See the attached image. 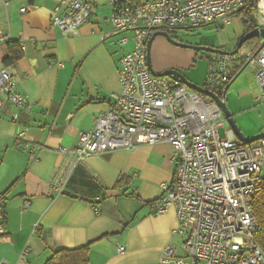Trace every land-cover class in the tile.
I'll use <instances>...</instances> for the list:
<instances>
[{
    "label": "crops",
    "instance_id": "0c3cea01",
    "mask_svg": "<svg viewBox=\"0 0 264 264\" xmlns=\"http://www.w3.org/2000/svg\"><path fill=\"white\" fill-rule=\"evenodd\" d=\"M62 1L69 0H0V67L10 73L16 83L14 91L26 100L23 107L14 109L0 94L4 227L0 262L44 264L57 248L88 244L89 264H160L167 246L175 247V257L183 256L181 237L173 234L178 225L176 209L154 213L161 185L173 183L175 164L169 144L91 156L58 182L53 179L63 174L67 163L59 149L75 148L80 133L91 130L95 119L107 111L111 94L120 90L119 60L133 49L131 32L109 35L110 0H80L94 5L93 15L76 35L64 36L50 25ZM125 1L134 7L153 0ZM242 29L234 42L243 36ZM120 39H126L123 46ZM8 43H17L22 57L4 66ZM167 44L156 37L150 46L153 70H175L201 85L207 72L204 59L186 51L163 63L159 46ZM242 67L241 62H232L227 68L230 81L225 104L237 128L250 138L264 132V104L259 101L253 69ZM250 110L259 111L262 122L253 124L242 116ZM22 128L37 148L36 161H30L16 143ZM54 180L59 186L65 182L61 194L51 189ZM117 246L123 250L117 252ZM24 249L27 253L21 260L18 257Z\"/></svg>",
    "mask_w": 264,
    "mask_h": 264
},
{
    "label": "built area",
    "instance_id": "2783aa9c",
    "mask_svg": "<svg viewBox=\"0 0 264 264\" xmlns=\"http://www.w3.org/2000/svg\"><path fill=\"white\" fill-rule=\"evenodd\" d=\"M110 3L113 13L108 20L109 35L131 32L133 41V49L119 60L120 90L111 94L107 111L95 119L93 128L80 133L75 148L59 149L67 163L63 164V174L53 179L71 174L91 156L167 143L173 150L175 173L171 185H161L154 213L161 215L171 207L176 209L178 225L173 234L181 237L184 255L175 257V247L167 246L161 252L160 264H264V253L254 236L258 226L252 210L253 196L264 186V139L244 144L230 129H225L220 138L217 133L226 123L215 102L188 89L175 77L152 75L145 60L147 43L156 32L173 38L180 31L203 26L225 29L244 11H252L256 28L264 29V0H153L134 7L125 0ZM93 9L92 3L62 1L50 25L64 36L76 35L91 19ZM118 42L123 46L126 39ZM261 42L252 53L203 56L207 72L200 87L225 103L230 81L227 68L231 62H241L253 69L259 101L264 104ZM15 88L10 73L0 67V94L17 109L26 100ZM15 116L13 112L12 119ZM15 139L30 161L38 159L27 129H18ZM56 180L51 189L61 194L65 182L59 186ZM2 219L0 214V235L4 232ZM122 250L117 246V252ZM26 253L24 249L18 258L24 260Z\"/></svg>",
    "mask_w": 264,
    "mask_h": 264
},
{
    "label": "trees",
    "instance_id": "16d2710c",
    "mask_svg": "<svg viewBox=\"0 0 264 264\" xmlns=\"http://www.w3.org/2000/svg\"><path fill=\"white\" fill-rule=\"evenodd\" d=\"M251 16L252 11L240 12L237 16L242 19L243 35L251 32L256 28L254 20ZM258 42V38H253L247 42H244L240 49V52H256L259 47ZM7 46L8 57L4 60L3 63L4 66H11L14 65L19 59H21L22 52H20L21 50L17 43H8ZM219 49L224 50L223 48ZM252 210L256 221L255 223H257L258 226V232L256 235H254L255 240L257 245L259 246V249H261L264 253V186L257 194L253 196ZM89 251L90 244L67 250L65 248H57L51 252L50 256H48L44 264H89Z\"/></svg>",
    "mask_w": 264,
    "mask_h": 264
},
{
    "label": "water",
    "instance_id": "95a60500",
    "mask_svg": "<svg viewBox=\"0 0 264 264\" xmlns=\"http://www.w3.org/2000/svg\"><path fill=\"white\" fill-rule=\"evenodd\" d=\"M156 37L163 38L171 46H175V47L182 48V49H190V50L195 51V52H203V53H208V54L223 55L226 57V56H234L237 53L239 54L240 49H241L242 45L244 44V42H247L253 38H258L259 40H262L261 46H263L264 45V29L255 28L251 32L243 35L238 40V42L235 43L236 45L232 51H225V50H221V49H217V48H213V47H209V46H204V45L186 44V43H182V42L177 41L176 39L170 37L168 34H166L164 32H161V33L156 32V33H153V35L151 36V38L149 39V41L147 43V56L145 59V60H147L149 73H151L152 75L162 77V78L168 77V76L175 77V78L179 79L181 81V84H183L188 89H191L192 91H195L197 93H201V95L204 94V96H207L210 99H212L215 102V104L218 106V108L221 110L222 115L224 117V121L227 124V126L229 127V129L231 130V134L236 139H238L240 142H242L244 144H251L257 140L264 139V132H261L260 134H257L253 137H250V138L244 137L243 134L240 132V130L237 128L235 121H233L234 118L231 116L230 112L227 110L226 104L224 102H222L217 96H214V94H212V93L204 90L200 86L193 84L192 82L188 81L187 78L183 74H181L180 72H177L175 70H165V71H162L160 73H156L152 68L151 60H150L151 59V57H150V46L152 45V43ZM246 67H247V65H244L241 69H244ZM226 90H227V88H226Z\"/></svg>",
    "mask_w": 264,
    "mask_h": 264
},
{
    "label": "rangeland",
    "instance_id": "374dc122",
    "mask_svg": "<svg viewBox=\"0 0 264 264\" xmlns=\"http://www.w3.org/2000/svg\"><path fill=\"white\" fill-rule=\"evenodd\" d=\"M242 28H243L242 19L236 17L233 20L232 25L225 27V29L224 28L216 29L214 26H203L200 28L190 29L187 31L186 30L180 31L174 38L177 41L186 44L204 45L217 49L223 48L224 50L232 51L236 45L235 44L236 42H234V40L232 39H234L233 37H239L241 35L242 31L240 29ZM153 51L155 55V50ZM186 51L196 54L195 51H192L190 49H182L175 46H170L168 44L159 46V51H158V54H160L159 60H161L163 63H167L170 60H176V58L181 57L182 55H184ZM199 53L203 54V52H199ZM230 65H232V62L230 63ZM196 85L200 86V84H196ZM242 116L247 118L249 122L256 124L258 121L262 122L261 119L262 116H264V114L260 116L259 111L250 110L247 113L242 114ZM225 129H228L227 124L225 128L219 129L217 134L220 136V138L224 137L225 134L223 133L225 132ZM181 255H183V252Z\"/></svg>",
    "mask_w": 264,
    "mask_h": 264
},
{
    "label": "flooded vegetation",
    "instance_id": "af4514ba",
    "mask_svg": "<svg viewBox=\"0 0 264 264\" xmlns=\"http://www.w3.org/2000/svg\"><path fill=\"white\" fill-rule=\"evenodd\" d=\"M196 54H199L200 55V57L202 58L203 56H205L206 54H208V53H203V54H200L199 52H196Z\"/></svg>",
    "mask_w": 264,
    "mask_h": 264
}]
</instances>
